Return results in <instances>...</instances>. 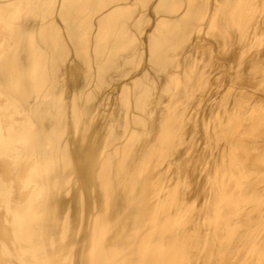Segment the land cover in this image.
<instances>
[{"label":"bare ground","instance_id":"1","mask_svg":"<svg viewBox=\"0 0 264 264\" xmlns=\"http://www.w3.org/2000/svg\"><path fill=\"white\" fill-rule=\"evenodd\" d=\"M0 264H264V0H0Z\"/></svg>","mask_w":264,"mask_h":264}]
</instances>
